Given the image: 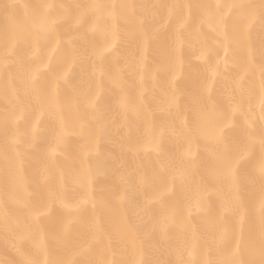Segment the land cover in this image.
Here are the masks:
<instances>
[{
    "label": "snow or ice",
    "instance_id": "1",
    "mask_svg": "<svg viewBox=\"0 0 264 264\" xmlns=\"http://www.w3.org/2000/svg\"><path fill=\"white\" fill-rule=\"evenodd\" d=\"M154 76L167 87L149 103L173 118L178 154L152 132L144 142ZM70 138L79 152L58 171ZM149 150L150 170L125 168ZM64 181L95 191L68 199ZM0 238V264H264V0H0Z\"/></svg>",
    "mask_w": 264,
    "mask_h": 264
},
{
    "label": "bare ground",
    "instance_id": "2",
    "mask_svg": "<svg viewBox=\"0 0 264 264\" xmlns=\"http://www.w3.org/2000/svg\"><path fill=\"white\" fill-rule=\"evenodd\" d=\"M14 2L18 3H51V4H76V3H88L89 0H14ZM111 2H125V0H111ZM126 2L129 3H137V4H143V5H152V4H158V3H168V2H179V3H198V2H205V0H126ZM145 11H151L150 8H146ZM199 62L196 60L195 56L191 58V62L184 61L182 63V66L179 71V77L177 79V85L180 87L182 91L181 95V104L186 105L191 102V88L190 83L193 76L194 69L198 66ZM256 79H259V73H256ZM122 80L124 83L129 84V92L128 94L136 99H140L139 90L136 87V85L141 84L140 77L134 73H127L122 75ZM132 82H135L134 84ZM188 86L187 90H185V86ZM112 88L114 97L118 96L120 93V89L116 87L115 85H104L101 88L100 95H104V89L105 88ZM167 87V79H162L159 76H154L153 78L145 77L142 82V91H143V99L146 111L148 113V119L150 121L151 128L150 130L145 131V141L147 142V138L149 135V132L154 133L159 138V142L162 147L165 148H172L177 154L181 151L180 148V141L176 139L175 137L171 136L170 133V125L172 124V117L159 107H157L155 104L149 103L151 98L155 96L161 95V90ZM254 104V111L256 113H259V101L258 99L253 100ZM122 113L120 109L117 106L115 98L113 99L112 103V111L110 113V116L113 120H115L117 123L121 121ZM127 120L129 122H133L136 119V116L134 113H127ZM188 114L185 112L182 117L177 119L175 121L176 126H179L181 122L186 126L188 122ZM240 122H243V118L240 117ZM254 120H257L258 117H253ZM74 138H70L69 140V146L70 150L68 152H64L61 154H58L57 156V170L63 171L67 164L72 160V154L79 152L80 146L77 144H73L71 141ZM205 141H201L199 144L196 145L195 150H197V154L201 157V159L205 162L209 161L211 158V151L203 152L200 150V145L203 144ZM157 156L155 153H153L151 150L148 152L142 153L140 156H137L132 153H128L125 156V168L127 170H132L136 168L137 166L142 165L144 169L150 170L151 167H153L156 164ZM92 161L88 160L85 161V167L90 168L92 165ZM95 181L90 183L85 188L75 187L68 183L67 181L63 182V190L65 193L66 198L71 199L73 195L77 196V198H83V195L88 192L92 193L95 191ZM193 224H195V221H192ZM0 258H3V241L2 238H0ZM168 259H171V257H167Z\"/></svg>",
    "mask_w": 264,
    "mask_h": 264
}]
</instances>
